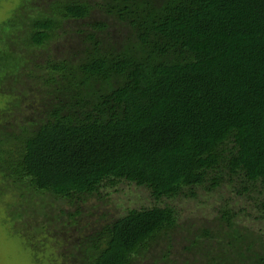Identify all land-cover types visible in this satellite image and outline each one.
Listing matches in <instances>:
<instances>
[{
  "label": "trees",
  "instance_id": "16d2710c",
  "mask_svg": "<svg viewBox=\"0 0 264 264\" xmlns=\"http://www.w3.org/2000/svg\"><path fill=\"white\" fill-rule=\"evenodd\" d=\"M95 12L126 33L95 19L58 50L68 23ZM2 83L0 178L19 191L14 215L35 226V255L264 264V230L241 223L252 209L264 219V0H30L0 22ZM122 182L151 204L82 210ZM224 188L247 206L227 196L215 219L183 222L179 200Z\"/></svg>",
  "mask_w": 264,
  "mask_h": 264
},
{
  "label": "rangeland",
  "instance_id": "374dc122",
  "mask_svg": "<svg viewBox=\"0 0 264 264\" xmlns=\"http://www.w3.org/2000/svg\"><path fill=\"white\" fill-rule=\"evenodd\" d=\"M30 2V0H0V22L10 15H12V11L18 9L23 4ZM95 19H101L105 21L113 20L111 17L104 15L102 12H95L94 15L87 20L82 21H71L68 23L67 27L73 30V35L71 31L69 34L63 36L57 42L58 50H65L67 46L74 43L73 36H78L76 40L79 42V34L77 33L80 29H84L88 27V23H91ZM116 32L119 34H125L126 30L119 27V24L115 21L110 22L109 31ZM72 36V37H71ZM120 38V37H119ZM69 45V46H70ZM53 48L50 47L48 49H43L40 51L41 54L47 55L48 51H53ZM9 84H13L11 79H7ZM0 86V113L6 112L7 109L10 108L12 104V97L3 94L4 88L6 87V83H2ZM4 122L3 119H0V123ZM19 191L12 184H6L0 178V264H52L50 260L53 258V251L50 250L49 246L41 247V254L35 255L34 251L31 249L30 244L26 240V236L28 234L34 233V244L38 243L39 235L36 236L35 226H28L24 223L23 219H18L14 214H16L15 204L18 201ZM107 195L104 200H99L98 197H92L87 199L84 203H82V210L85 213H95L98 215V211L100 209L108 210L109 213H116L141 206H147L151 203L148 200L147 193L144 190L135 184H130L128 182H122L115 189H108L103 193ZM232 196L235 200L239 197H236V193L231 191L229 188L222 189L216 195L206 194L201 190L199 196L197 198H183L179 201V206L181 208L182 220L187 223L186 220L191 218L198 219L202 217H206L207 220H213L218 215L217 207L220 202L224 199V197ZM39 201H53L58 206V202L55 199L49 197L43 198L39 194L37 197ZM51 198V199H50ZM62 206L67 209H74L73 204L62 201L60 202ZM93 205H99L96 209L93 208ZM236 205L238 208H242L247 206L246 199L241 198L236 201ZM53 207H56L55 205ZM59 209L49 208L48 212H56ZM92 210V211H91ZM102 210V211H103ZM253 214L251 216L241 217V223L243 226H249L253 230L259 231L260 229L264 230V219L260 218V212L256 209H252ZM83 213L79 219L81 222L90 220L93 218L92 214L86 216ZM193 228H196L193 227ZM37 237V238H36Z\"/></svg>",
  "mask_w": 264,
  "mask_h": 264
}]
</instances>
